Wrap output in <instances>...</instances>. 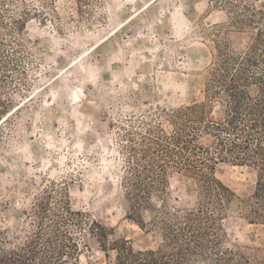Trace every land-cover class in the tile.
I'll list each match as a JSON object with an SVG mask.
<instances>
[{"label": "rangeland", "instance_id": "1", "mask_svg": "<svg viewBox=\"0 0 264 264\" xmlns=\"http://www.w3.org/2000/svg\"><path fill=\"white\" fill-rule=\"evenodd\" d=\"M254 46L250 70L264 64V0H0V251L22 246L41 222L51 261L58 246L65 264H116L122 240L156 250L154 220L205 204L203 182L168 167L141 227L125 188L139 152L131 146L171 134L187 106L222 121L227 97L209 93L214 69L223 52ZM204 173L233 192L222 215L207 210L223 244L264 258L260 168L218 159Z\"/></svg>", "mask_w": 264, "mask_h": 264}, {"label": "trees", "instance_id": "2", "mask_svg": "<svg viewBox=\"0 0 264 264\" xmlns=\"http://www.w3.org/2000/svg\"><path fill=\"white\" fill-rule=\"evenodd\" d=\"M256 49L254 46L241 54L223 52L220 56L209 93L212 96L224 92L227 97L222 121L208 120L200 105L187 106L177 111L175 117L184 123L175 121L171 134L160 131L154 138L142 139L140 149L131 146L132 151L139 152L126 171L125 188L131 204L130 215L140 226L141 208L150 205L151 195L164 185L170 166L201 178L205 204L182 214L165 212L162 218L154 220L163 232V243L156 250H135L128 240L115 242L112 249L116 264H181L196 260L204 264H264V258L252 257L221 241V228L207 210L212 207L217 215H222L233 192L204 173L212 170L218 159L251 162L261 170L255 196L264 202V64L250 70L257 63L253 55ZM195 124H201L213 136V146L199 142L196 134L199 127ZM203 155L204 159L198 158L196 162L194 158ZM67 211L72 214L69 207ZM56 223L59 226L61 222ZM38 226L41 228L22 246L0 251V264H65L61 259L63 248L59 246L55 250L56 261H51L47 247L52 240L44 237L43 222Z\"/></svg>", "mask_w": 264, "mask_h": 264}]
</instances>
